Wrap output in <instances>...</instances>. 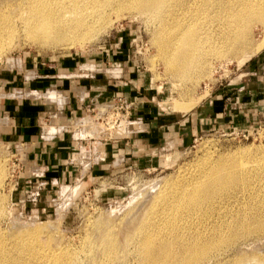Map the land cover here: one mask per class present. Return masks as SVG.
Segmentation results:
<instances>
[{
    "label": "rangeland",
    "instance_id": "obj_1",
    "mask_svg": "<svg viewBox=\"0 0 264 264\" xmlns=\"http://www.w3.org/2000/svg\"><path fill=\"white\" fill-rule=\"evenodd\" d=\"M22 2L18 0L16 4ZM108 16L111 19L109 27L94 31L97 35L85 44L70 47L65 41L62 45L50 47L26 34V15L20 17L16 12L3 11L0 13V73L6 68H16L17 62L26 58L45 62L75 58L86 65L82 68L91 70L88 72L96 71L106 74L110 80L125 82L129 67H134V75H145L147 100L153 101L155 113L165 114L163 120H173L193 112L203 101L223 94L225 87L264 51L263 47L243 63L233 57L216 64L211 59L212 70L207 77L184 85L168 76L158 58L153 41L154 32H159L158 22L150 15L121 9H113ZM50 20L46 18L47 22L58 23ZM259 26H255L252 32L256 42L264 39ZM124 46L127 50L123 58L125 64L97 68L95 62L98 58L120 52ZM133 105L131 100L119 95L88 106L87 118L78 123V128L81 126L84 131L81 136L93 143L82 149L84 172L78 180L58 189H49V192L41 187L42 192L39 189L18 195L21 166L0 140L4 177L0 185V232L9 244L19 241L26 247L25 254L14 263L137 264L138 227L145 218L139 217L140 211L163 189V184L176 189L178 178L196 171L199 164L210 157L228 163L240 160L250 164L264 158V117L261 116L246 127L202 133L189 148L175 154L163 152L160 166L159 162L154 163L151 170L126 164L123 155L110 163L107 151H104L105 155H99L102 146L128 140L133 137L132 130L140 129L131 124L142 120L134 116ZM257 191L261 192L263 188ZM190 227L191 224H186L183 229L186 231ZM244 240L237 241L225 260L226 264H264V235ZM112 242L116 249L109 251ZM52 250L62 255L52 260L48 257ZM7 252L12 253L13 249L10 247Z\"/></svg>",
    "mask_w": 264,
    "mask_h": 264
},
{
    "label": "bare ground",
    "instance_id": "obj_2",
    "mask_svg": "<svg viewBox=\"0 0 264 264\" xmlns=\"http://www.w3.org/2000/svg\"><path fill=\"white\" fill-rule=\"evenodd\" d=\"M17 1L0 0V13L26 15V34L50 47L92 40L94 31L109 27L113 9L150 15L158 22L153 35L158 58L168 76L184 85L207 77L211 59L243 63L264 47V39L256 42L252 33L260 25L264 34V0ZM186 175L176 189L163 184L140 211L145 218L138 227L137 264H226L237 241L264 235V158L250 164L210 157ZM3 178L0 163V185ZM1 203L0 197V209ZM186 224L191 227L184 231ZM23 245L9 244L0 232V264H16L25 254ZM115 249L112 242L108 250ZM61 255L48 252L51 259Z\"/></svg>",
    "mask_w": 264,
    "mask_h": 264
},
{
    "label": "crops",
    "instance_id": "obj_3",
    "mask_svg": "<svg viewBox=\"0 0 264 264\" xmlns=\"http://www.w3.org/2000/svg\"><path fill=\"white\" fill-rule=\"evenodd\" d=\"M126 51L125 47L103 55L95 64L97 68L120 66ZM17 63L16 68L0 73V140L21 166L19 196L41 187L49 192L82 176V149L93 143L81 136L84 131L78 123L87 118L89 105L102 100L124 95L134 104V116L142 120L131 122L140 128L132 130L133 137L103 145L99 155L107 151L110 163L123 155L126 164L144 170H151L154 163L160 166L163 152L175 154L189 148L202 133L246 127L264 117V51L223 94L173 120H163L165 114L155 113L153 101L147 100L145 75H134V67H129L122 82L88 72L75 58L48 62L26 58Z\"/></svg>",
    "mask_w": 264,
    "mask_h": 264
}]
</instances>
